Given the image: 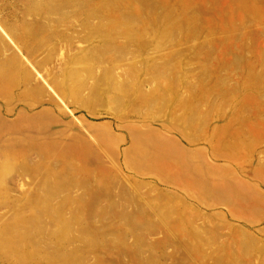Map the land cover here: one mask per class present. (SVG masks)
Here are the masks:
<instances>
[{"label":"rangeland","instance_id":"1","mask_svg":"<svg viewBox=\"0 0 264 264\" xmlns=\"http://www.w3.org/2000/svg\"><path fill=\"white\" fill-rule=\"evenodd\" d=\"M0 27H68L100 90L0 150V264H264V0H0ZM134 139L179 142L182 182Z\"/></svg>","mask_w":264,"mask_h":264},{"label":"crops","instance_id":"2","mask_svg":"<svg viewBox=\"0 0 264 264\" xmlns=\"http://www.w3.org/2000/svg\"><path fill=\"white\" fill-rule=\"evenodd\" d=\"M67 30L68 27H0V150L13 152L19 137L26 135L30 127L62 119L60 113L67 114L68 106L69 110L98 113L99 87L77 76L80 65L76 56L69 57ZM86 126L94 128L91 123ZM94 133L99 135L98 131ZM200 139L205 140V135ZM175 142L162 140L147 150L144 141L134 139L124 159L135 174H154L162 178L161 182L176 187L182 181L180 146ZM107 158H111L110 154ZM227 192L233 197L237 190L232 184Z\"/></svg>","mask_w":264,"mask_h":264}]
</instances>
